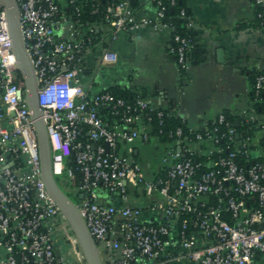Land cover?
I'll return each mask as SVG.
<instances>
[{
  "label": "built area",
  "instance_id": "built-area-1",
  "mask_svg": "<svg viewBox=\"0 0 264 264\" xmlns=\"http://www.w3.org/2000/svg\"><path fill=\"white\" fill-rule=\"evenodd\" d=\"M17 1L40 84L53 173L79 196L76 204L100 252L118 251L112 264L180 258L255 264L264 255V112L255 106L264 105V73L255 76L252 106L237 117L247 126L243 131L224 112L206 126L165 130V109L144 97L90 93L83 76L91 33L104 26L113 38L142 26L171 30L162 0H152L155 18L136 20L129 3L119 1L94 21L82 17L84 5L76 0ZM252 1L264 27V0ZM172 39L186 73L193 36L176 33ZM117 60L112 50L101 55L103 65ZM16 66L9 20L0 6V264H85L41 178L37 134ZM154 118L164 154L161 167L148 174L133 144L149 137L146 122Z\"/></svg>",
  "mask_w": 264,
  "mask_h": 264
},
{
  "label": "crops",
  "instance_id": "crops-1",
  "mask_svg": "<svg viewBox=\"0 0 264 264\" xmlns=\"http://www.w3.org/2000/svg\"><path fill=\"white\" fill-rule=\"evenodd\" d=\"M126 1L134 18H155L152 0ZM191 12L193 36L191 67L184 73L173 53L172 30L142 26L133 32H120L115 38L104 26L105 42L84 55V86L90 93L110 88L130 90L150 100L188 127L209 125L224 112L238 117L253 104L252 71L264 69V27L256 18L252 0H186ZM102 31V30H101ZM105 50L115 51L116 63L103 65ZM148 130V129H147ZM139 137L133 144L135 156L148 174L161 167L144 156L140 144L152 137ZM156 154H154L155 156ZM105 264H112L118 251L101 253ZM168 264H193L180 258ZM255 264H264V255Z\"/></svg>",
  "mask_w": 264,
  "mask_h": 264
},
{
  "label": "water",
  "instance_id": "water-1",
  "mask_svg": "<svg viewBox=\"0 0 264 264\" xmlns=\"http://www.w3.org/2000/svg\"><path fill=\"white\" fill-rule=\"evenodd\" d=\"M0 6L6 9L12 48L17 58V70L25 83V96L30 116L37 134L41 160V178L46 189L55 200L59 210L68 222L85 264H105L97 243L76 202L59 185L52 169V151L47 130V121L39 102L40 84L33 61L26 49L20 23V6L17 0H0ZM239 125V120H236ZM82 197V195H81Z\"/></svg>",
  "mask_w": 264,
  "mask_h": 264
},
{
  "label": "trees",
  "instance_id": "trees-1",
  "mask_svg": "<svg viewBox=\"0 0 264 264\" xmlns=\"http://www.w3.org/2000/svg\"><path fill=\"white\" fill-rule=\"evenodd\" d=\"M120 0H76L77 3H82L84 5L82 9V17L88 21H94L95 19H101L103 16L104 7L117 3ZM163 4L166 6L165 10V20H167L172 26V34L180 33V34H190L192 35L191 29L188 27L189 21H191V12L187 7L186 0H162ZM98 7L99 12L97 14L92 13L93 9ZM182 10L185 11V14H182ZM92 41L88 45V50L95 49L97 46L105 42V36L103 32L97 31L91 33ZM257 73H264V69H253L252 71V83H253V91H252V99L255 100V91H254V81ZM112 92L119 96H123L127 99H134L135 93L130 90H121L116 87L110 88ZM256 109L259 112H264V105L256 104ZM166 115L164 116V123L162 127L165 130L175 129L178 126H183L185 129L188 128L185 122H183L180 118H177L166 110ZM227 118L229 121L234 122L236 124L237 117L231 114H227ZM146 124L150 127L151 134L158 135V130L160 128L159 119L154 118L150 123L146 122ZM237 125V124H236ZM238 129L243 131L247 128L244 122L239 123L237 125ZM163 136V135H162ZM164 138V136H163ZM59 185L65 190L64 186H62L59 179H57ZM65 192L75 201L79 200V196L75 195L71 192Z\"/></svg>",
  "mask_w": 264,
  "mask_h": 264
},
{
  "label": "rangeland",
  "instance_id": "rangeland-1",
  "mask_svg": "<svg viewBox=\"0 0 264 264\" xmlns=\"http://www.w3.org/2000/svg\"><path fill=\"white\" fill-rule=\"evenodd\" d=\"M140 148L144 156L148 157L149 160L153 163H160V159L162 158L164 154V148L161 146V143L157 140V138L152 137L149 144H140ZM154 154H156L154 156ZM64 186L65 190L71 194L70 188H68V185L63 181L62 177L58 178ZM62 246V249H64V246Z\"/></svg>",
  "mask_w": 264,
  "mask_h": 264
}]
</instances>
